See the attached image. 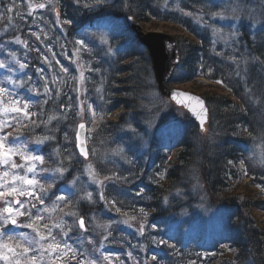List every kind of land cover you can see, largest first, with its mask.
Listing matches in <instances>:
<instances>
[{
    "label": "trees",
    "instance_id": "1",
    "mask_svg": "<svg viewBox=\"0 0 264 264\" xmlns=\"http://www.w3.org/2000/svg\"><path fill=\"white\" fill-rule=\"evenodd\" d=\"M56 1L60 21L70 40L84 39V32L94 29H111L116 37L112 40V48H118V61L115 64L117 70H114L115 65H112L110 71H107L108 84L105 93L110 94V97L102 102L96 99V94L89 98V105L93 104L95 113L94 119L87 121L90 162L96 166L101 176H107L110 168L104 160L105 153L134 138V127L139 121L142 122L147 114L145 109H141L142 103L146 104L144 94H139L143 92L140 82L143 81L145 71L140 72L139 68L143 67V61L151 63V60L148 51L128 28L127 17L132 15L141 23L148 21L150 14L162 17L164 21H181L195 35L198 42L179 38L182 61L176 73L183 74L180 79L173 77L170 84L206 77L225 85L233 99L218 94L204 97L211 112L209 125L219 121L216 123L218 136L206 139L208 136L199 132L198 126L189 116L186 117L182 130L167 133L160 130L166 126V120L161 119L150 138L147 154H129L127 169L111 163L115 165V173L121 175L120 179L125 178L129 183L133 182L134 190H129L128 185L109 186L104 192L105 202L109 203L112 212L116 211L115 208H120L119 213H135L137 217L145 218L144 221L150 227H158L162 231L159 232L161 236L168 235L164 230L167 219L172 214H179L181 210L179 199L173 196L192 187L193 170H196L200 187L211 202L220 203L225 212L220 238L205 248L204 253L209 259L201 261L195 255H192L191 259L194 258L196 264H264V221L259 222L253 214L255 210L264 214V199L249 189L264 188V166L259 167L258 171L251 170L250 160L244 158L252 139L264 137V21L256 27L254 22L245 24L242 26L243 37L239 41L229 42L228 46L215 49L208 31L199 34L194 30L191 21L179 14L170 12L163 16L161 11L153 6V0ZM262 1L256 0L253 8L260 15L264 13V0ZM8 8H12V11H7ZM50 11L51 8H47V12H43V32L44 29L38 25L39 17L35 13L29 15V10L27 11L18 0H0V60L6 64L5 71H0V85L8 90L9 98L16 100L22 97L32 105L31 112L37 113L32 117L36 126L24 120L16 128L30 145L37 141V138H50L43 155H46L45 165L51 169L56 159L53 152L59 147L66 149L63 133L67 123L76 124L77 118L75 110L68 111V95L59 83H62V79L56 81L61 78L56 75L61 71V65L68 67V70L71 68L70 58L57 45L50 52L43 46L46 35L55 38V33H59L52 30L51 23H46L52 18ZM64 20L70 23L64 24ZM97 20L99 24L97 28H93V23ZM127 34L131 40L126 37ZM36 35H39V40ZM17 39L22 41L25 48L16 42ZM126 61L128 63L124 64ZM241 61L246 68L241 66ZM20 63L25 67L20 68ZM238 64L243 68L239 73V70H236ZM12 75L18 79H15L13 84L10 79ZM122 75L126 77L122 78ZM45 85L51 89L47 95L44 93ZM119 108L124 112L114 123L111 121V115ZM50 116H55L56 119L48 122ZM63 117H67L66 120ZM58 123L61 125H57ZM92 129L94 130L91 132ZM59 133H62V137ZM68 133L72 140L73 131ZM200 146L202 151L198 152ZM94 151L96 152L93 153ZM175 151L178 153L177 157L169 162L170 155ZM65 165L71 170L68 177L73 178L77 171L80 173L82 162L77 160L76 163ZM162 176L167 179V185L161 179ZM246 178L251 180L250 186L240 191ZM126 189L131 196L121 199L125 196L123 194ZM171 196L173 198L170 206L165 209L164 201ZM173 200L176 203H172ZM84 201L85 203H80V214L87 220L92 214L103 215L106 205L98 201ZM112 201L116 202L114 206ZM111 210L108 211L110 219ZM22 218L24 221L27 216ZM115 237L112 247L109 248L117 253L116 259L129 253L132 256V260L129 259L131 262L143 259L139 249H135L134 253L131 250L132 240L118 235ZM150 237L153 238V234ZM150 241H147L146 256L155 257L157 251ZM225 246L232 251L230 256L228 252L221 250ZM158 249L163 252L158 255L157 264L185 262L179 251L168 250L166 245L160 244ZM109 255V249L101 253L96 259L97 264H107ZM118 262L120 263V260Z\"/></svg>",
    "mask_w": 264,
    "mask_h": 264
},
{
    "label": "rangeland",
    "instance_id": "2",
    "mask_svg": "<svg viewBox=\"0 0 264 264\" xmlns=\"http://www.w3.org/2000/svg\"><path fill=\"white\" fill-rule=\"evenodd\" d=\"M18 1L27 9V11L29 10V15L35 13V15L39 17L38 25L40 28L44 29L43 32H45V28L43 25L41 26V19L44 15L43 12H47V8H51L49 13L52 18L49 17V22L46 23H51L52 30H56L59 33H55V38L46 35L47 37L43 40V46L46 50H48V52H50L54 50V47L57 45L58 47H61L65 51V55L70 58L69 62L71 64V68H69L68 73H64L59 70L56 75L61 76V78H58L56 81H60L62 79V83H59L61 84V89H64L65 93L68 95V111L75 110L77 118L76 124L67 123L68 126L65 127L63 141L66 149L59 147L57 148V151L53 152V156H55L56 159H54V167L51 169L63 166L66 169L63 174H54L52 171H39L41 168L50 169L47 164L45 165V162L43 165L37 164V174L35 176L33 173L27 172L26 169L11 170L18 172L19 175L38 179L47 189L44 206H47L50 211L42 213L44 220L40 221L39 224H49L52 229L53 236L60 241L62 240V243H66L71 245L74 249H78L80 252L89 253V259H97L101 253H104L109 249L110 255L107 256V264H157L156 262H158L159 259L158 255L163 252L162 249H158L159 244L161 246L166 245L168 250L179 251L185 258V262H182L181 264H196L194 258L191 259L192 255H195L198 259H201V261L209 259L208 255L204 253L205 248L214 244L216 240L220 238L222 234L225 209L220 203L211 202L208 195L200 187V178L196 170H193L192 180L194 184L192 187L187 189L184 193L177 192L173 196L175 199H179L178 203L181 205V210L178 212L179 214H172L167 219L166 228L164 230L166 231L165 234L168 235L161 236L160 233L162 231L158 227H150V225L144 221L145 218L137 217L135 213L128 211L122 213L117 211L112 212L110 205H108L109 203L105 202V199L99 198L100 192L104 194L105 189L113 185H128L129 190H134L133 182L129 183L125 178L120 179L119 177H121V175L115 173V165L118 167H126L125 169H127L129 166V154L133 152H138V154L142 155L147 154L149 151L150 138L152 137L153 131L156 130V127L161 119L166 120V126L160 130L167 133L174 132L175 130L180 131L185 125L184 122L187 117L185 111L174 109L171 104L164 100L158 92L151 63L143 61V67L141 66L139 68L140 72L145 71L143 74L144 77L142 76L143 81L140 82L143 92H140L139 94H144L143 98L145 99L146 104L142 103L141 109H145L147 114L143 117L142 122L139 121V123L134 127V138L124 144L120 143V147H114L111 152L105 153L104 160L110 168L107 176H101L92 162H84L79 157L75 148L74 137L78 124L94 119L93 104L89 105V98L91 99L92 94L97 95L96 99L99 102H102L104 99L110 97V94L105 93L106 85L108 84L107 71L109 72L111 66L115 65L118 61V48H112L114 46H112V40L116 37L111 29L110 31L95 29L85 31L83 35L84 39L81 40H85L87 47L91 50L85 51L81 49L80 51H77L79 46L76 45L75 41L78 40L69 39L67 31L64 29L60 21L56 0ZM261 2L263 1L261 0ZM41 3H44L46 7L43 9L39 8L38 5ZM153 4L156 9L161 11L163 16L171 12L187 18V20L191 21L194 30L201 35L203 34V31H208L212 36V44L215 49L219 47L224 48L229 45V42L239 41L243 37L242 26L245 24L254 22L253 24L256 27L257 24L260 25V23L264 21V13L261 12L262 14L260 15L256 12L257 10L253 9L256 5V0H153ZM250 8H252L251 12ZM188 13H191V15H188ZM147 19L148 21L142 23L145 32H158L172 35L177 38H189L193 42H198L195 35H193L181 21H164L162 17L158 18L153 14L148 15ZM98 22V20L95 21L92 27L97 28L99 24ZM215 30H219L220 35L214 34ZM221 36H227L228 39H222ZM126 37L131 40L129 34H127ZM101 38L106 39L108 41V45L101 44ZM59 42H61V44H59ZM14 45L17 44L14 43ZM20 46L25 48V45L22 43ZM109 47L111 48V51H108ZM125 63H128V61L124 62V64ZM241 66L244 67L243 61H241ZM244 68H246V66ZM237 69L239 70L238 73L243 71L240 64H238V68H236V70ZM114 70H117L116 65L114 66ZM0 71L4 72L5 68H1ZM81 71L84 73L83 82H81L80 79ZM20 72L22 73L23 71L20 70ZM182 74L183 72L176 73L175 71L174 77L180 79ZM73 77H75V79ZM123 77H126V75H122V78ZM10 79L13 84L16 76L12 75ZM197 82L200 83V85ZM0 87L2 86L0 85ZM172 87L199 95L201 97L218 94L220 96L232 98L231 93L227 90L223 83H215L206 77H200L196 81L191 82H179L172 85ZM9 96L10 95L7 93L0 94V109H10V102L15 99L13 97L9 98ZM15 101H19L21 104L25 102L22 97L16 99ZM26 102L29 104L28 101ZM32 109V105L29 104L28 111L31 112ZM123 112L124 111L120 108L115 111L114 116L111 118L114 123L118 121V117L123 115ZM18 115L21 117V122L19 123L15 119ZM63 118L66 120L67 117ZM24 120L27 121V119L22 118V114H17L11 112L10 110L7 113L0 111V121L6 122L5 127L2 131H0V135H7L8 142L10 144L15 141L13 146H26L25 155H41L44 157L45 161L46 155L43 154L49 144L48 142L50 141V138L40 139L42 142L35 141L30 145L25 137L20 135L21 131L16 128L18 125L20 126ZM212 121L214 120L212 119ZM218 122L219 121H215L213 125L208 126L207 132L204 134L205 136H208L206 139H213L214 136H218L216 126V123ZM57 125H61V123H58ZM13 128L15 129L13 130ZM70 130L71 132L73 131V134L71 135L73 141L69 137L70 135L68 131ZM93 130L94 129H92L91 132ZM9 133L11 135H8ZM59 135L62 137V133H59ZM251 142L252 143L249 145L247 155H245L244 158L248 161L250 160L251 166L249 169L258 171L259 167L264 166V163L260 162V160L264 158V137H261L260 139L253 138ZM201 147L202 146L198 147V152L202 151ZM177 154L178 153L176 151L173 152L169 157V162L173 161L174 158L177 157ZM13 159L18 164L25 163L19 155L14 156ZM77 160L82 162L83 165L80 166L81 174L77 171L76 175H74L73 178H70L68 176L71 175V170L65 164L69 165L72 162L76 163ZM111 163H114L115 165H112ZM89 165H91V175H89ZM4 170L5 169L3 167H0V173ZM106 177H108V179H105ZM10 178L11 172L10 177L8 178L9 181ZM161 179H163V181L166 182L164 184L167 185V179L165 176H162ZM73 181H75V184ZM250 181L251 180L249 178H246L240 187V191L247 186H250ZM49 185H51L50 188L48 187ZM249 189L257 196H262V200L264 199V188L250 187ZM37 191H39V188H37ZM128 191L127 189L125 190V194H123L125 196H122L121 199L131 196ZM87 192L92 193L91 200L84 198ZM177 194L178 196H176ZM55 195H63L65 197V201L60 202L58 206H56L54 203ZM137 196H139V194ZM173 197L171 196L165 199V209L169 208ZM18 198L22 201L27 199L26 197ZM8 199L13 198L9 197ZM84 200L91 203L98 201L99 203L106 205L103 215L92 214L87 220L86 217L81 215L82 213L80 214V203H85ZM172 203H176V201L173 200ZM0 204L3 206V200H0ZM44 206L39 204L37 205L39 208H43ZM32 210L36 211L35 209ZM109 210H111L110 217L112 219L108 217ZM71 212H76L77 216L69 215ZM33 214L35 215V212H33ZM253 214L259 222L264 221V214L262 212L255 210ZM79 216H83L85 219L87 227L86 231L81 230L78 226ZM132 217H134V219H131ZM20 218L21 217L16 218L17 222ZM125 219H128L129 222L124 223L123 221ZM61 220L65 222L63 229L54 226L56 223H60ZM26 225L27 224L20 223L19 226L17 225L16 228L11 229V234L9 236L17 237L28 228ZM97 225H110V227H108L105 231V229L98 227ZM6 228H10L8 224L0 226V232H4ZM69 228L71 229L70 231ZM29 229L33 231L31 228ZM41 231L47 233L46 229L41 228ZM62 231L67 232V236H63ZM152 234L153 238L150 237ZM116 235L121 236V238L125 237L132 240L133 243H130V246L132 247L131 250L134 253L135 249H139L140 253L143 255V259L141 261L136 260L131 262L129 261V259L132 260V256H130L131 253H129V255H125L124 257L120 255L118 257L119 259H116L117 253H115L112 249L110 250L112 242L115 241ZM105 236H107V239H104ZM61 237L67 238V241H64ZM6 238L7 236H5V239ZM69 238H74L76 245H74V242L71 243ZM149 239L157 251L155 259H152L153 257L146 256V253L148 252V249L146 252L148 245L147 241ZM45 243H47V241H45ZM127 246H129V244H127ZM93 248L95 249L92 251ZM221 250L228 252L227 254L229 256L232 252L228 250V246L223 247ZM70 256L71 254H69V257L67 258L57 261L56 264H78V261L81 259L79 255H77L75 260L70 259ZM119 260L120 263L118 262ZM0 264H6V262L4 260H0Z\"/></svg>",
    "mask_w": 264,
    "mask_h": 264
},
{
    "label": "snow or ice",
    "instance_id": "3",
    "mask_svg": "<svg viewBox=\"0 0 264 264\" xmlns=\"http://www.w3.org/2000/svg\"><path fill=\"white\" fill-rule=\"evenodd\" d=\"M39 8L43 9L46 7L44 3L38 5ZM7 11H12V8H8ZM191 15V13H188ZM64 24L70 23L68 20L63 21ZM214 34L220 35L219 30H215ZM35 35V33H34ZM36 38L39 40V35H36ZM222 39L227 40V36H221ZM17 43H22L19 39L16 40ZM101 44L108 45V41L106 39L101 38ZM76 45L79 46L77 51L81 49L85 51H90L86 45L85 40L75 41ZM39 51V49H37ZM108 51H111V48H108ZM47 60V57H45ZM57 63H59L57 61ZM20 68H24L25 65L20 63ZM6 64L3 60H0V68H5ZM43 71V70H42ZM61 71L64 73H68V69L61 65ZM84 73L81 71L80 79L83 82ZM75 79V77H73ZM13 83H15L13 81ZM7 89L5 87H0V94L7 93ZM51 89L45 85L44 93L47 95ZM177 96L181 95L180 93H176ZM189 99H196L194 97H189ZM200 105H203V101H197ZM47 103V101H45ZM19 105V106H17ZM29 104L25 101L24 103H20L19 101H11L10 109L3 108L0 111L7 113L9 110L11 112L22 114L23 119H27L32 126H36V121L32 120L33 116H36L37 113L29 112ZM93 116L95 113L93 112ZM17 122H21V117L18 115L15 117ZM52 119H56L55 116H50L48 122ZM43 123V122H42ZM6 122L0 121V131L5 127ZM79 128L83 130L85 125L81 123ZM8 135H11L10 133ZM79 135V134H78ZM78 138V136H77ZM43 139H49V137H44ZM37 142H42L40 138H37ZM15 141L11 144L8 142L7 135H0V167H3L5 170L0 173V200H3V206H0V226L4 224H17V217L27 216L30 222L26 225L28 228L33 229L36 233L35 236L29 237L27 234L21 233L20 236L12 237L7 236L5 239L6 232H0V260H4L6 264H56L57 261L62 260L63 258L69 257L70 259L75 260L77 255L81 257L78 261V264H97L96 259H89V253L80 252L78 249H74L71 245L66 243H62L55 236L52 235V229L49 224L44 223L40 225L39 222L44 220V216L42 213L49 212L50 209L45 205V197L47 193V189L40 183L38 179L29 178L27 176L19 175L18 172L11 171L17 169H26L27 172L33 173L34 176L37 174V164H44V157L41 155H25L26 146H13ZM122 151V150H119ZM80 153L87 157L88 153L83 147V142L81 141ZM118 154V153H117ZM19 155L25 161L23 164H18L13 159L14 156ZM261 163H264V158L260 160ZM89 167V175H91V165ZM65 167H57L54 169H45L41 168L39 171L46 172L52 171L55 173L63 174L65 171ZM11 172V178L9 181ZM105 179H108L106 177ZM75 184V181H73ZM49 188L51 185L48 186ZM39 188V191H37ZM12 197L13 199H8ZM18 197H26L25 201H22ZM88 200L92 199V193L87 192L85 197ZM100 199H105L104 194L102 192L99 193ZM65 197L63 195H55V204L58 206L60 202H64ZM107 202V201H106ZM113 206L115 205V201L111 202ZM44 206L43 208L37 207V205ZM17 205L19 207H17ZM30 205V207H29ZM32 209H35V215L33 216ZM117 212L120 211V208H115ZM71 216H77L76 212L69 213ZM131 219H134L132 217ZM124 223H128V219L123 221ZM65 222L61 220L60 223H56L54 226L57 228L63 229ZM78 226L81 229L87 230L85 228V220L83 216H79L78 218ZM107 230L110 225H97ZM41 228L46 229L47 233L41 231ZM71 229L69 228V231ZM63 236H67V232L62 231ZM107 239V236L104 237ZM47 241V243H45ZM107 259V257H104ZM152 259H155L153 257Z\"/></svg>",
    "mask_w": 264,
    "mask_h": 264
},
{
    "label": "water",
    "instance_id": "4",
    "mask_svg": "<svg viewBox=\"0 0 264 264\" xmlns=\"http://www.w3.org/2000/svg\"><path fill=\"white\" fill-rule=\"evenodd\" d=\"M127 24L132 33L136 35L141 46L149 53L157 89L162 98L172 103L177 109L184 110L198 125L200 133L206 134L211 119L207 100L170 85L173 75L182 61L178 38L158 32H145L142 23L132 15L127 17ZM176 93L181 95L177 96ZM189 97L196 99H189ZM198 100L203 101V105H200ZM83 124L85 125L83 130L79 128V125L77 127L76 149L80 157L88 161L90 159L87 143L88 129L87 124L84 122ZM81 141L88 153L87 157L80 153Z\"/></svg>",
    "mask_w": 264,
    "mask_h": 264
}]
</instances>
